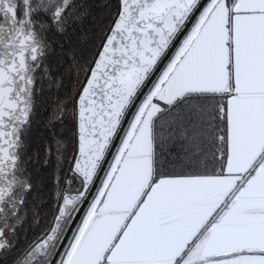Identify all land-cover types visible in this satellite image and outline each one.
<instances>
[{"label": "snow or ice", "instance_id": "6c2138e0", "mask_svg": "<svg viewBox=\"0 0 264 264\" xmlns=\"http://www.w3.org/2000/svg\"><path fill=\"white\" fill-rule=\"evenodd\" d=\"M98 7L0 0V264H264V0Z\"/></svg>", "mask_w": 264, "mask_h": 264}, {"label": "trees", "instance_id": "16d2710c", "mask_svg": "<svg viewBox=\"0 0 264 264\" xmlns=\"http://www.w3.org/2000/svg\"><path fill=\"white\" fill-rule=\"evenodd\" d=\"M82 2L85 4L93 5L94 6L93 10L95 12L99 13L100 8L98 7V5L103 3V0H82ZM88 23H89V21H86V26ZM45 98H46L45 107H42L39 110V113H40L39 118L40 119H46L48 112L51 111L53 105L57 102L55 90H53L52 93L49 94L48 89L45 88Z\"/></svg>", "mask_w": 264, "mask_h": 264}]
</instances>
